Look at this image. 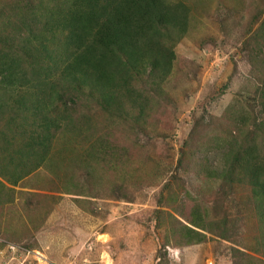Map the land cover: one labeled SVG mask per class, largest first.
<instances>
[{
    "label": "rangeland",
    "instance_id": "rangeland-1",
    "mask_svg": "<svg viewBox=\"0 0 264 264\" xmlns=\"http://www.w3.org/2000/svg\"><path fill=\"white\" fill-rule=\"evenodd\" d=\"M39 1L0 0V50L14 44L25 70L64 87L54 115L73 125L61 124L30 175L0 176V264L13 254L10 264H264L257 201L232 165L250 147L264 164V0H166L186 7L187 23L164 37L168 77L131 81L143 113L125 98L105 110L63 82V52L38 60L11 38H29L21 24Z\"/></svg>",
    "mask_w": 264,
    "mask_h": 264
},
{
    "label": "trees",
    "instance_id": "trees-1",
    "mask_svg": "<svg viewBox=\"0 0 264 264\" xmlns=\"http://www.w3.org/2000/svg\"><path fill=\"white\" fill-rule=\"evenodd\" d=\"M52 1H39L33 6L38 12L31 10L32 6L26 12L21 28L29 38H11L19 45H30L25 49L32 47L38 60L42 52L56 61L65 58L63 82L77 91L88 87L105 110L118 106L124 98L143 109L146 104L133 96L131 81L143 74L157 82L168 77L174 54L164 37H170L172 30L179 34L185 31L186 7L166 0H62L54 6ZM43 13V27L35 30L33 25L41 23L38 16ZM60 34L64 35L63 41L49 50V42ZM12 47L0 50V176L12 167L11 180L16 183L45 163L61 124L65 128L73 123L66 111L54 115L59 110L57 103L65 100L64 87L48 85L45 77L41 78V67L37 70L31 65L25 70L17 55L20 49L14 44ZM58 49L63 52L61 58L56 57ZM257 157L256 149L250 147L236 155L232 165L248 180L264 224V164L257 162ZM185 229L197 235L198 242L204 237L191 228Z\"/></svg>",
    "mask_w": 264,
    "mask_h": 264
},
{
    "label": "built area",
    "instance_id": "built-area-1",
    "mask_svg": "<svg viewBox=\"0 0 264 264\" xmlns=\"http://www.w3.org/2000/svg\"><path fill=\"white\" fill-rule=\"evenodd\" d=\"M7 247H8V249H9L11 252H12L13 250L18 249V248L13 247V245H11V244H8ZM20 259H21V258H18V257L15 256V254H13V255L11 256V258L9 259V261H7L5 264H10L11 261H16V260H20Z\"/></svg>",
    "mask_w": 264,
    "mask_h": 264
}]
</instances>
